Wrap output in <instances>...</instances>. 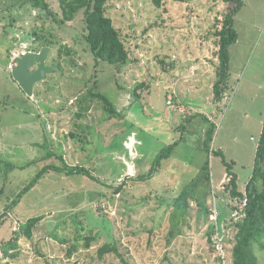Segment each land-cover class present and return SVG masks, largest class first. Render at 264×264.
Listing matches in <instances>:
<instances>
[{
	"label": "rangeland",
	"instance_id": "374dc122",
	"mask_svg": "<svg viewBox=\"0 0 264 264\" xmlns=\"http://www.w3.org/2000/svg\"><path fill=\"white\" fill-rule=\"evenodd\" d=\"M13 1L0 0V214L8 208L0 245L27 220L44 219L33 240H18L16 259L3 258L0 250V264H232L233 228L224 230L222 261L211 250L207 230L211 209L220 206L221 221L232 211L222 208V199L218 208L213 202L229 180L224 160L232 164L240 191L255 166L264 124V0H242L234 19L239 39L229 49L227 88L217 104L212 92L218 63L214 34L228 13L223 0H161L160 7L151 0H107V14L130 51V63L119 69L95 62L81 18L61 27L29 5L13 7ZM47 1L59 12L57 0ZM34 31L51 41L46 65L54 69L35 85L36 102L7 70L12 52L40 50ZM143 82L156 84L157 93L163 83L172 107L155 112L148 91L138 90L142 100L135 98ZM96 93L103 94L111 108L91 96ZM69 97H76L75 105H68ZM40 101L69 110L89 102L93 122L82 120L81 114L80 121L72 120L86 122L74 127L75 138L59 137V132L53 136L36 114ZM129 136L135 140L133 147L124 143ZM174 142L179 143L171 157L161 161L158 173L138 180ZM131 150L137 153L134 158ZM218 151L222 155H212ZM207 162L210 180L201 185L205 193L194 196L209 206L208 216L191 201L169 239L172 200L191 190L188 185ZM128 165L135 178L127 173ZM43 168L46 173L18 198ZM78 169L93 177L74 172ZM91 231L100 233L97 242L67 259L61 239L74 242L77 234ZM111 239L125 262L113 254L98 260V248ZM258 255L264 264V253Z\"/></svg>",
	"mask_w": 264,
	"mask_h": 264
},
{
	"label": "trees",
	"instance_id": "16d2710c",
	"mask_svg": "<svg viewBox=\"0 0 264 264\" xmlns=\"http://www.w3.org/2000/svg\"><path fill=\"white\" fill-rule=\"evenodd\" d=\"M151 1L157 7L161 6V0ZM57 2L59 12L54 10L50 2L47 0H14L11 5L13 7L29 5L33 10L44 12L48 18H52L61 27L67 23L74 22L76 20L75 18H81L84 31L83 37L89 46V50L95 62L103 61L117 66L118 69L130 63V51L125 47L119 30L114 26L112 19L107 14V0H57ZM223 2L229 8L228 13H226L221 22V28L216 30L214 34L217 39L216 46L218 47V63L216 66V81L213 85L212 92L216 104L223 99L227 88L230 69L229 49L234 43H236L238 38V34L234 28V19L244 6L242 0H223ZM33 35L35 36L36 41L41 42L42 46L47 45L50 47L52 45L50 40L39 35L37 31H34ZM60 52L62 51L60 50ZM67 54H69V51ZM138 90L148 91L150 93V86L145 82L137 85L134 95L135 98L140 100V94L136 95ZM91 96L99 98L105 105V108H111L110 102L103 94L96 93L91 94ZM212 134V129L207 132L209 141L212 140ZM178 143L179 142H174L172 145L165 147L156 156L151 171L147 175L138 177L137 179L146 180L158 173L161 161L167 160L171 157L172 151ZM212 155L220 156L222 154L218 151L212 152ZM224 163L227 166L229 180L224 185L222 191L218 194L216 193L214 199L215 204L217 205V202L222 199L225 201L222 208L224 209L228 207L233 211V204L235 201L241 202L245 198L247 199L245 218L235 224H229L227 227L233 228L234 230L231 249L232 264H262L258 254L259 252L264 253V124L256 151L255 166L252 172V177L246 184L244 191L238 189V177L231 171L232 164L226 163L225 160ZM46 168L41 170L32 184L23 189L18 195V198L36 184L38 179L46 173ZM208 168L209 163L207 162L202 168V173L190 185H188V188L191 190L188 191L185 189L172 200L171 205L174 210L171 212L172 230L169 239L174 236V228L178 226V221L182 220L184 215H186V210L191 201H197L198 206L203 208L204 213L208 216L209 206L205 205L202 199L194 196L197 192H199L200 195L205 193L204 189L201 188V185L210 180ZM56 170L60 171L61 169L56 168ZM74 172L93 177L89 174L90 172L84 169H78ZM122 189V185L115 187L114 192L118 194ZM100 209L98 208L99 211ZM7 211L8 208L0 214V227L5 224L6 217L8 216ZM218 213L219 218L217 224L210 222L207 230L208 241L213 252L214 248L211 244V235L215 232L217 226L219 227V225L226 222L228 219L224 218L221 221L222 212L220 211V206L218 208ZM43 219V217H36L19 225L18 229L13 232L12 237L0 245L3 258L10 260L16 259L20 253L18 240H20V238L33 240L35 236V228ZM99 234L100 233L95 231H91L88 234H77L74 242H71L68 238L61 239V243L66 246L65 257L70 259L79 249L88 250L93 243L97 242L100 236ZM110 254L121 258V260L125 262L122 254L119 252L117 241L115 239L105 242L98 248L96 253L98 260H103L105 256ZM217 259L221 261L220 258Z\"/></svg>",
	"mask_w": 264,
	"mask_h": 264
},
{
	"label": "water",
	"instance_id": "95a60500",
	"mask_svg": "<svg viewBox=\"0 0 264 264\" xmlns=\"http://www.w3.org/2000/svg\"><path fill=\"white\" fill-rule=\"evenodd\" d=\"M50 47L42 46L39 51H26L16 60V66L10 71L13 81L28 97L34 96V87L46 81L49 74L54 72L51 66L46 65L50 54ZM156 84L150 87V102L153 110L164 113L167 108L168 92L162 83L159 84L160 92L155 90Z\"/></svg>",
	"mask_w": 264,
	"mask_h": 264
},
{
	"label": "crops",
	"instance_id": "0c3cea01",
	"mask_svg": "<svg viewBox=\"0 0 264 264\" xmlns=\"http://www.w3.org/2000/svg\"><path fill=\"white\" fill-rule=\"evenodd\" d=\"M237 34H238V32H237ZM238 39H239V34H238L237 41H238ZM38 93H39V88H37V95H38ZM37 95L34 93V96L32 98H29V99L33 100V102L39 101V100H37ZM140 100H142V98H140ZM74 101H77L76 97H69L68 105L69 104L75 105ZM38 104H39V108H38V111L36 114L40 116L39 119L41 118V119L46 121L47 128L49 129V132H51L53 136L57 135V133L59 132V137H60V135H63V138H65L66 136H71L72 138H75L76 135L74 134V132H72V130L75 129L74 127H76L78 125H85L86 122H89V123L93 122V119L90 116L93 113V106L89 105V104L88 105L78 104L75 107H73L71 110L66 109V108L59 109L58 107H54V105L45 104L44 102H41ZM171 107H172V105H171ZM84 109H86V110H84ZM178 110L182 114L185 113V110L182 107H180ZM216 112H218V111H216ZM55 114H57V117H53ZM81 114H82V120H87V121L82 122L80 124H78L77 122L72 123L73 119H74V121L75 120L80 121L81 120ZM70 125H71V127H70ZM142 125L143 124H139L138 126H142ZM88 127H90V126H88ZM31 129H36V125H32ZM35 135H37L40 138L43 137V135H39V134H35ZM156 141H158V140H156ZM124 143L127 146L130 145L131 147L136 145L135 140L131 136H129L128 139L126 141H124ZM138 144L141 145V147H142L143 141H141V140L138 141ZM136 154L137 153H135L134 151H132V150L130 151L131 157L134 158L136 156ZM128 170H129V172H127V173L129 174V176L134 177L135 171H134L133 167L128 165ZM120 179L121 178L119 176V179L117 178V181L120 182ZM222 182H224V181L222 180L221 183ZM125 183H126V181L124 183L119 184L118 186L123 185V187H124ZM221 183H220V185H222ZM118 186H116V187H118ZM214 204H215V202H214Z\"/></svg>",
	"mask_w": 264,
	"mask_h": 264
},
{
	"label": "built area",
	"instance_id": "2783aa9c",
	"mask_svg": "<svg viewBox=\"0 0 264 264\" xmlns=\"http://www.w3.org/2000/svg\"><path fill=\"white\" fill-rule=\"evenodd\" d=\"M26 51H14L12 52L9 62L7 64V70L11 71L15 66H16V60L20 57V55H23ZM167 105H171V99L168 96V101ZM247 205V199L245 198L244 200L240 201H235L233 204V211L231 212L229 218L227 219L226 222L222 223L215 228V232L211 235V244L214 248V252L216 253L217 257L222 260L225 258V237L226 233L224 234L225 228L228 229L229 224H235L242 219L245 218V207ZM219 218V213L216 208L210 210V220L211 222L217 224ZM230 221V222H228ZM228 223V224H227Z\"/></svg>",
	"mask_w": 264,
	"mask_h": 264
},
{
	"label": "flooded vegetation",
	"instance_id": "af4514ba",
	"mask_svg": "<svg viewBox=\"0 0 264 264\" xmlns=\"http://www.w3.org/2000/svg\"><path fill=\"white\" fill-rule=\"evenodd\" d=\"M158 87H159V85H158ZM167 92H168V90H167ZM149 95H150V93H149ZM167 96H169V93H168V95Z\"/></svg>",
	"mask_w": 264,
	"mask_h": 264
}]
</instances>
